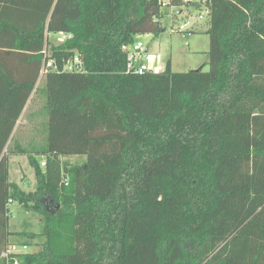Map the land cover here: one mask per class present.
Returning a JSON list of instances; mask_svg holds the SVG:
<instances>
[{
    "label": "trees",
    "instance_id": "trees-1",
    "mask_svg": "<svg viewBox=\"0 0 264 264\" xmlns=\"http://www.w3.org/2000/svg\"><path fill=\"white\" fill-rule=\"evenodd\" d=\"M0 3V264H264V0ZM169 7L208 11V71L128 73ZM42 65L44 143L10 148ZM13 203L39 234L10 230Z\"/></svg>",
    "mask_w": 264,
    "mask_h": 264
},
{
    "label": "rangeland",
    "instance_id": "rangeland-1",
    "mask_svg": "<svg viewBox=\"0 0 264 264\" xmlns=\"http://www.w3.org/2000/svg\"><path fill=\"white\" fill-rule=\"evenodd\" d=\"M190 2H195L198 0H188ZM170 8H163L161 19L162 27L164 29L163 33L157 38L151 35L137 36L136 41H140L143 44L142 57L139 58L141 61L148 66L152 65L153 59H160L161 67H165L168 60L172 61V70L174 72H187L193 69L202 68L203 71H208V56L207 51L209 49V38L205 34V31L209 26V17L203 15L201 19L197 18L199 11L193 7H184L182 9L174 10L173 15L177 17V21L180 22L186 17H188L193 31L189 35H182L172 32L170 28V23L172 22V17ZM180 12V14H178ZM178 14V15H177ZM173 16V18H174ZM61 36H57L54 42H59ZM157 41H159L158 45ZM146 48H149L150 54L145 53ZM156 63V64H157ZM157 65H153L156 68ZM152 68V67H151ZM150 69V68H149ZM44 79L40 78L38 82V87L35 89L30 102L27 104L20 120L18 121L14 134L12 136L11 142L9 144L10 148H13L15 144H18L22 148H28L30 145L39 147L44 143L45 139V113L42 107L45 104V95L41 93L43 88ZM10 181L16 182L23 190L31 191L34 190V176L32 170L27 164V159L24 156H10ZM40 165L45 161L44 158H38ZM83 158L74 157V163H80ZM10 230L12 232H26L39 234L42 228L41 217L32 210L25 211L20 208L16 203L10 205ZM33 244L27 246L26 250L15 246L16 251H30L34 252L38 250L36 243H41V240H34Z\"/></svg>",
    "mask_w": 264,
    "mask_h": 264
},
{
    "label": "built area",
    "instance_id": "built-area-1",
    "mask_svg": "<svg viewBox=\"0 0 264 264\" xmlns=\"http://www.w3.org/2000/svg\"><path fill=\"white\" fill-rule=\"evenodd\" d=\"M162 1L164 2V5H166V0H162ZM183 2L189 3L190 1L183 0ZM169 8L172 9L170 13V16L172 17V22L170 23L171 31L182 35L183 38L185 37V35H189V33L193 31V29H192V26L190 27L191 23L188 17L178 22L177 17L174 16L173 13H174V10H177L179 8H175V7H169ZM198 11H199V13L197 14L198 19H201L203 15L208 16V11L205 8H202ZM178 14H180V12H178ZM142 49H143V44L140 41H136L132 46L122 47V51L127 53V62H128L127 72L128 73L131 72V73H135L138 75H142L143 73L150 70L149 67L141 61V59L139 60V58L142 57V54L144 53ZM66 69L67 71H81V64L79 63L77 58H75L73 62L70 63L66 67ZM44 164L45 163L42 162L41 166L43 167ZM23 250H26V247H24ZM9 251L16 252V247H11ZM14 264H16V262Z\"/></svg>",
    "mask_w": 264,
    "mask_h": 264
},
{
    "label": "crops",
    "instance_id": "crops-1",
    "mask_svg": "<svg viewBox=\"0 0 264 264\" xmlns=\"http://www.w3.org/2000/svg\"><path fill=\"white\" fill-rule=\"evenodd\" d=\"M0 6H3V3H0ZM59 35V34H58ZM58 35H52V34H50L49 36H48V38H50V40H53L54 41V39L58 36ZM59 36H61L60 37V39H62L63 38V36L62 35H59ZM160 36V35H159ZM155 42V41H154ZM159 41H157V44H156V42H155V44L156 45H158L159 43H158ZM150 50H149V48H146V50H145V53H147V55H149L150 54V52H149ZM44 53V51L42 52V54ZM29 55H32V54H29ZM160 62V59H153V61H152V65H150V66H148L147 64V66L150 68V70H153V71H162L163 69H164V67H161L160 66V63L158 64L157 62ZM168 61H170V63L172 64V61H171V59L170 60H168ZM157 63V64H156ZM153 65H157V67L156 68H153ZM152 67V68H151ZM171 69H172V65H171ZM173 71V70H172ZM27 72V71H26ZM44 76H45V70H44V65H42L41 66V69H40V71H39V75H38V78H37V80L35 81V86H34V90H33V92H32V94H31V96H30V98H29V100H28V102H27V104L30 102V100H31V98H32V96H33V94L35 93V89L38 87V82H39V80H40V78H42L43 77V79H44ZM28 77H31V76H28ZM43 86H44V84H43ZM27 104H26V106H27ZM26 108V107H25ZM25 110V109H24ZM24 112V111H23ZM23 114V113H22ZM22 116V115H21ZM21 118V117H20ZM20 120V119H19ZM13 134H14V132H13ZM13 134H12V136H13ZM10 144V143H9ZM8 144V145H9ZM25 157V156H24ZM11 158L12 157H10L9 156V158H8V161H9V174H10V162H11Z\"/></svg>",
    "mask_w": 264,
    "mask_h": 264
}]
</instances>
